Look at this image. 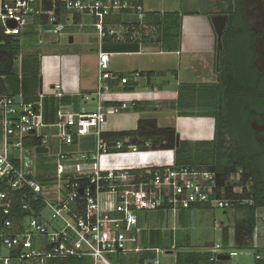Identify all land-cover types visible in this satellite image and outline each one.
Wrapping results in <instances>:
<instances>
[{
    "label": "built area",
    "instance_id": "1",
    "mask_svg": "<svg viewBox=\"0 0 264 264\" xmlns=\"http://www.w3.org/2000/svg\"><path fill=\"white\" fill-rule=\"evenodd\" d=\"M120 13H131L141 21L146 12L142 0H0V34L16 37L20 44L27 29L59 37L68 27H85L81 20L87 17L93 21L91 27L100 44L106 37L139 42L136 28L119 25L117 29L108 22ZM109 57L99 49L97 87L81 96L83 103L77 109L63 102L60 84L53 85L49 95L38 92L33 100L26 99L21 89L15 94L0 93V264H48L51 259L64 258L111 264L107 256L112 254H158L159 249L140 246L138 211L165 209L175 214L196 208L232 209L236 218L238 209L254 206L242 181V169L221 177L206 168L178 165L173 150L153 151L150 142L132 144L128 138L109 142L102 137L106 116L130 107L124 102L112 106L103 102L109 84H134L142 76L140 72L129 76L112 73ZM17 77L21 83V73ZM48 97L57 100L54 121L46 120ZM92 101L96 106L87 111L84 104ZM88 135L95 136L94 151L60 149ZM51 138L59 145L55 176L51 182H42L32 175L33 158L38 149L47 153ZM149 153L165 156L155 164L123 162L131 155ZM70 174L75 178L64 180ZM259 210L255 211L256 224L240 247H236L233 219L229 251L223 250L226 228L215 225L221 230V243L209 247L210 262L219 263L218 256H228L225 261L251 256L254 264L264 262V217L258 220Z\"/></svg>",
    "mask_w": 264,
    "mask_h": 264
},
{
    "label": "crops",
    "instance_id": "2",
    "mask_svg": "<svg viewBox=\"0 0 264 264\" xmlns=\"http://www.w3.org/2000/svg\"><path fill=\"white\" fill-rule=\"evenodd\" d=\"M142 2L146 12L143 20L138 21L131 13H120L115 15L111 21H108L116 28L119 25L136 28L140 36L139 42L130 40L121 42L106 37L102 44L97 45V49H90L89 54L73 57L69 61L71 68L69 76L65 79L63 77L60 82L50 83L43 77L40 78L39 82L35 78L27 77L24 79L25 82L23 81V86L17 75L13 74L5 79V88L8 94H15L21 89L28 100H33L38 92L41 91L49 95L52 93L53 85L60 84L65 95L63 101L74 104L77 109L83 103L81 96L85 93L94 92L97 87V55L101 48L104 52L110 54L109 69L112 73L129 76L132 72H140L142 75L134 84L122 85L119 82L109 84V90L102 96L103 102L111 106L120 105L124 102L130 107L119 114L106 116L101 126L103 134L134 131L138 121L154 120L159 128L175 129L179 140L182 138L190 140L194 137L199 142L212 141L215 121L210 117L197 121L195 117L177 114L180 106L179 93L177 92L184 87L190 90L196 86L213 87L216 84L217 39L213 35L206 36L204 42L206 48L199 51H184L183 43L179 41L166 46L163 35L164 25H166L164 21L168 22L166 16L171 13L181 16V13L160 9L162 5L164 6V3L155 6L151 0H142ZM225 5H227V2ZM224 10L220 9L218 14L224 13ZM183 17L181 16L182 20ZM25 33L26 31L24 35ZM86 56H89L88 60H86ZM199 63L202 64L201 67ZM86 66L91 67V69H87ZM45 103L48 117L51 121H54L57 100L48 97ZM133 104H135V107H131ZM95 106L96 103L93 101L84 104L87 111L94 110ZM110 118L111 127L107 128L106 124ZM125 138H128L132 143L133 137ZM74 144L75 147L80 146L81 148L77 151L92 152L95 149V136L88 135L78 138ZM152 153L142 157L131 155L122 161L125 164L144 161L155 164L165 156ZM169 153L166 157H169ZM196 209L179 211L175 214L165 209L138 211L136 215L138 227L140 228V246L143 249H172L174 245L172 242L177 240L178 225L183 227L189 219L192 220ZM158 226L159 228H157ZM188 240V235L182 234V241L186 243ZM162 242L164 243L163 247ZM168 243L169 246H167ZM176 247L175 244L174 248ZM157 255L154 251H143L141 253L112 254L107 257L111 264H152L151 262L155 260ZM201 256L200 254H194L191 258L198 260ZM148 257H154V259L150 261L147 259ZM187 260L189 261V259ZM85 262L86 264H93L91 259H85Z\"/></svg>",
    "mask_w": 264,
    "mask_h": 264
},
{
    "label": "rangeland",
    "instance_id": "3",
    "mask_svg": "<svg viewBox=\"0 0 264 264\" xmlns=\"http://www.w3.org/2000/svg\"><path fill=\"white\" fill-rule=\"evenodd\" d=\"M151 2L155 6L164 3V6L162 5L160 9L178 11L181 13V16H184L183 20L182 18L180 19V29L177 32L178 37L176 38L179 42L183 43L184 51H199L205 49L204 42L206 36L213 35L216 38L211 17L219 15V10H224L227 7L225 5L226 0H151ZM157 7L159 8V6ZM81 23L86 26L82 28L77 26L68 27L59 37L53 32H39L36 29H27L25 35H23L20 56H18L13 68V74L15 76L20 74L21 59L31 55L37 59V65L35 70H33L34 77L37 78L36 80L40 82V78L43 77L47 82L57 83L63 77L65 79L71 72L69 61L73 57L89 54L90 49H97V45L99 44L98 35L95 29L91 27L92 21L84 17ZM208 28L210 29L208 30ZM69 37L73 38V43L69 42ZM85 58L88 60L89 56ZM199 66L201 67L202 64ZM86 68L91 69L88 66ZM26 75L29 74L26 73ZM215 80L217 84L221 85L220 90L215 91L211 87L204 86H196L190 90L184 87L178 90L180 106L177 114L180 113L181 116L187 115L195 117L197 121L210 117L215 121V124L216 122L220 123L223 126L222 131L225 147L228 150H232L234 149L236 128L225 121L226 105L224 88L226 87V83L223 82V78L219 80L216 77ZM218 94L220 99H218ZM110 122L111 118L106 124L107 128L111 127ZM48 145L49 150L47 153H37V156L33 158L32 175L39 178L42 182H45L47 179H50L51 182V179L55 176V154L58 152L59 145L52 138L49 139ZM60 149L64 152H80L77 150L81 148L80 146L75 147V144H72L60 146ZM212 150L211 145L200 144L194 137L190 140L180 139L179 156L181 162L206 168L214 161ZM74 178V174L64 176V180H73ZM55 185L56 183L54 182ZM258 215V220H260L261 217H264V212L259 210ZM234 218L235 213L232 209H196L195 216L192 220L189 219L188 223L183 227H179L178 225L177 240L172 242L177 247L170 250H165V248L159 249L160 252L155 258L156 264H190V262L191 264H213L209 261V247L221 243V230L215 228V225L217 224L226 228L231 244L234 234L232 228ZM182 234L188 235L189 240L186 243L182 241ZM169 243L171 244V242ZM169 243L167 246H169ZM258 243L263 244V240L259 239ZM230 244H226L223 250H231ZM163 245L164 243L162 242V247ZM248 251L250 253L253 252L252 250ZM194 254H200L202 256L198 260H194V258H191ZM147 259L152 261L154 257H148ZM217 264H254V262L251 256H237L231 258L229 261H220Z\"/></svg>",
    "mask_w": 264,
    "mask_h": 264
},
{
    "label": "flooded vegetation",
    "instance_id": "4",
    "mask_svg": "<svg viewBox=\"0 0 264 264\" xmlns=\"http://www.w3.org/2000/svg\"><path fill=\"white\" fill-rule=\"evenodd\" d=\"M256 1L226 0V11L219 14L226 15L227 21L215 69L226 83L225 121L236 128L230 155L242 165L248 192L256 189L264 202V58L256 63V43L264 51V0L254 24L257 31L250 28L246 13L254 11ZM260 210L264 212V207Z\"/></svg>",
    "mask_w": 264,
    "mask_h": 264
},
{
    "label": "trees",
    "instance_id": "5",
    "mask_svg": "<svg viewBox=\"0 0 264 264\" xmlns=\"http://www.w3.org/2000/svg\"><path fill=\"white\" fill-rule=\"evenodd\" d=\"M165 17V14L163 15ZM168 22L164 21L166 25L164 30V41L165 45L173 42H177L178 37L177 32L180 29V19L181 16L178 14H168L166 16ZM169 30V31H168ZM106 40V38L103 39ZM177 40V41H176ZM122 48V47H121ZM126 49V48H125ZM128 50V49H126ZM21 44L16 37L3 36L0 34V93L8 94L5 88V79L13 75V68L15 62L20 56ZM30 62H29V61ZM37 65V59L34 56H27L21 59V83L24 86V79L35 78L34 71ZM29 74V75H26ZM37 79V78H35ZM24 81V82H23ZM205 87V86H204ZM221 85L215 84L212 89L220 90ZM23 92V91H22ZM24 94V92H23ZM26 97V95L24 94ZM27 99V97H26ZM64 100V98H63ZM64 102V101H63ZM46 106V103H45ZM47 109V107H46ZM46 120L51 121L49 117ZM223 126L216 122L214 130V138L210 142H200V144H208L212 147V152L214 155V161L206 167V169L216 172L218 176L227 177L230 174L235 173L238 169H242V165L239 160L235 159L234 156L230 155V151L225 147V142L223 140ZM102 137L107 141H114L122 139L125 137H133L132 143L142 144L143 142H150V149L153 151H168L173 150L175 154V162L178 165H185L189 167H199L198 165H193L191 163L181 162L179 151H180V140L178 145H176V131L173 128H159L154 120H141L138 121L137 127L134 131L130 132H117V133H104ZM228 150V151H227ZM38 153L41 150H37ZM242 181L245 182V178L242 175ZM252 199L254 200V206H246L244 208L238 209V217L234 219L236 226V247H240L242 241L248 237L249 233L252 231L254 225L256 224L255 211L257 208L264 207V202L260 198L256 189L254 192L250 193ZM203 209V208H202ZM222 240L224 244H227L228 234L224 230L222 233ZM48 264H86L85 259L78 258H64V259H51ZM255 264H264V262H257Z\"/></svg>",
    "mask_w": 264,
    "mask_h": 264
},
{
    "label": "water",
    "instance_id": "6",
    "mask_svg": "<svg viewBox=\"0 0 264 264\" xmlns=\"http://www.w3.org/2000/svg\"><path fill=\"white\" fill-rule=\"evenodd\" d=\"M256 4L257 5H256L253 12L246 11V13L248 16V22L250 24V28L255 29L257 31V29L254 27V24L256 23V17L260 16V13H258V10L261 9L263 2L261 0H259V1H256ZM244 7H247V5L244 4ZM262 16L264 17V15H262ZM226 21H227L226 15H217V16L211 17L212 27L214 28V31L216 34V39H217V49H219L221 46V35H222L223 29L225 27ZM9 27H14V24L10 23ZM72 41H73L72 37H69V42L72 43ZM256 50L258 53L256 63H258L259 61H261L264 58V51L260 48L258 43H256ZM178 142H179V137L177 135L176 145H178ZM79 192L82 193V190H80ZM218 260H221V261L228 260V256H218Z\"/></svg>",
    "mask_w": 264,
    "mask_h": 264
}]
</instances>
